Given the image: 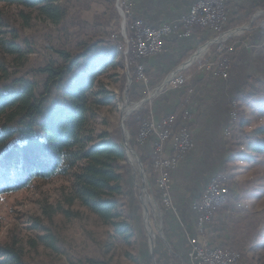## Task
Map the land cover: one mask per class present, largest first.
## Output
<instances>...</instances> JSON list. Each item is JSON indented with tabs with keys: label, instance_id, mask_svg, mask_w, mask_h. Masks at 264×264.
Here are the masks:
<instances>
[{
	"label": "trees",
	"instance_id": "16d2710c",
	"mask_svg": "<svg viewBox=\"0 0 264 264\" xmlns=\"http://www.w3.org/2000/svg\"><path fill=\"white\" fill-rule=\"evenodd\" d=\"M0 3L3 4L0 8V197L37 185V182L44 184L55 178L69 180L68 203L77 202L104 225L111 226L123 244L130 245L137 236V229L119 199L121 195H127L126 186L131 173V166L126 163L122 131L118 128L112 134L96 135L94 123L100 110L113 106L115 101V95L108 90L103 77L130 60L131 79L134 83L138 79L135 47L129 45L128 55L123 49L124 42L121 47L93 49L87 45L79 55L56 50L60 60H52L38 68L36 72L43 80L37 83L18 76L28 55L33 53L22 31L28 25L32 10L55 25L67 19V11L58 0H0ZM11 6L20 9L26 24L18 25L11 18L6 10ZM127 23V34L131 39L133 19H128ZM229 27L231 25L224 30ZM240 48L238 45L237 50ZM220 57L233 60L228 54ZM111 77L118 79L121 89H126V74L116 73ZM126 90L131 102L146 95L143 86H131ZM263 95L264 80L252 77L234 101L232 110L236 111L237 117L228 128L225 161L216 177L228 187L225 200L214 212L218 219L228 213V220H232L237 213L236 207L252 193V182L245 185L234 182L229 166L239 160H252L253 155L264 154V127L248 133L247 121L241 112L242 106L251 105ZM149 114V109L143 107L126 119L125 127L146 174L152 177L155 170L151 159L135 143ZM156 201L160 203V197ZM54 212L53 207L43 210L50 217ZM31 219L32 229L45 233L38 235L37 240H30L31 245L35 248L42 242L54 247L55 232L42 218ZM240 221L239 225L245 228L247 235L246 243L261 245L264 242V210ZM230 232L228 226L216 228L208 237L209 247L242 254L243 246L239 245L242 242L238 243L239 239L231 237ZM15 233L12 231L6 242H0V264H31L26 261L24 247ZM176 262L180 264L178 259ZM238 264L252 263L242 254Z\"/></svg>",
	"mask_w": 264,
	"mask_h": 264
},
{
	"label": "rangeland",
	"instance_id": "374dc122",
	"mask_svg": "<svg viewBox=\"0 0 264 264\" xmlns=\"http://www.w3.org/2000/svg\"><path fill=\"white\" fill-rule=\"evenodd\" d=\"M230 2L235 3L237 0ZM228 3L229 1L226 3L227 8ZM58 4L67 11V19L60 25H55L44 19L36 10L31 11V18L28 25L22 31V36L29 42V46L32 48L33 53L28 55L27 60L20 70L17 68L19 70L18 76H25L28 80L41 83L43 79L36 70L44 67L52 60L59 61L60 58L56 54V50L68 52L72 55H79L84 52V48H86L87 45L93 49L102 48L103 46L113 47L116 45L121 47L124 42L125 47H123V49L127 55V48L129 45L126 44L124 34H127L128 23L124 29L123 22L125 18L117 7V0H58ZM131 5V18L129 17L128 19H133L134 24L137 19L134 20L133 0H131ZM1 7H3L2 3H0V8ZM262 7L264 6L258 7V9L260 8L262 10L256 14L255 18L258 19L254 21L252 26H262V29L258 31L261 32V35L264 37V9ZM228 9L231 11L230 8ZM6 10L9 11L11 18L18 25H23L25 23L18 7L11 6L6 8ZM25 11L26 13L30 12L27 10ZM233 23L234 14L231 11L230 20L223 25L222 32L219 35L222 36L221 39L229 36V44H237L238 46V41L241 42V39H244L249 33L251 28L250 24L252 22H250V18H248L243 20L240 25L232 26ZM230 25L231 27L224 30ZM197 30L198 29L193 30L190 37H192ZM174 35H177V33ZM219 35L205 42V44L209 43L210 46L205 56L208 58L207 60H214L215 57L218 61L220 58V56L215 53L217 44L211 42L215 41ZM190 37H188V39ZM238 51L239 49L237 50L236 47L235 52L231 54L233 60L238 55L236 54ZM234 54L236 55L234 56ZM258 54H260V51H258ZM232 61H230V63ZM186 63L184 65H186ZM198 63L202 64L203 62L199 61ZM230 63L226 70L228 77L230 74ZM204 64L207 63H203L201 69L207 73L206 69L203 68ZM129 65L130 60H128L126 64L109 71V73L103 77L108 90L115 95V101L113 106L108 108L104 107L100 110L98 119L94 123V128L96 130V135L102 133L112 134V132L118 128L122 131L124 150L127 158L126 163L131 166V173L126 186L127 195H121L119 199L120 204L125 205L124 210L132 217L135 228L137 229V236L133 238L130 245H125L114 235L111 226L104 225L98 217L81 207L77 202L73 204L68 203L67 196L69 195L71 185L69 180L55 178L44 184L37 182V185L20 189L17 192L5 194L0 197V242H6L9 238V234L15 231V234H18L19 240L24 247V255L27 262L31 264H169L167 261L174 258L173 260L178 259L180 264H184L185 260L180 258V254H178L174 248V238H170L168 235L170 229L169 218L171 216L176 217L178 212L173 189V175L180 161L193 148L179 158L175 168L171 172V196L175 210L170 209L168 206L166 207V203L162 198V193L156 186L157 171L154 166L155 150L153 149V140H150L146 144L140 140V130L142 127L135 139V143H138V146L145 152V156L151 159L155 173L152 177H149L145 172L139 155L130 144L131 136L125 127V121L131 114L140 111L143 107H147L150 111L149 103H151V100L160 90L158 89V92H156L152 89V81L161 79L165 82L164 79L166 78H164L165 76L156 78L151 73L146 72L144 66L141 65L138 60L137 68L138 66L143 67L147 83L140 77L138 71V79H136L134 83L130 76ZM9 70L12 73L14 72L11 68ZM33 70L35 71L32 73ZM116 73H124L128 76L126 89H130L131 86H140L141 88L143 86L146 90L145 97L137 102H131L129 91L121 89L118 79L111 77ZM207 74L214 79L228 78L213 76L209 72ZM185 81V87H183V104L186 107H184V110H186L189 105L186 100L188 98L189 102L191 98L188 96L190 91L193 92V94L190 95L193 98V102L195 99V97H193L195 89L188 82L187 74ZM144 99H148V101L139 105ZM251 105L252 106H248H250L252 110L249 108L248 111L245 110V107L248 106L241 107V112L247 121V126L245 128L248 133H252L254 130L264 127V95L261 96V98L259 97L258 100L254 101ZM128 111H130V113L126 115ZM235 112L234 110L231 112V122L237 117ZM246 115H248V120ZM177 116L180 117L181 114ZM123 118H125L124 121ZM191 129H193L192 124ZM226 135L228 138V129ZM126 142L128 143L129 149L135 152L136 155L127 152L125 148ZM147 144H149L151 148H148L149 145ZM170 154V150L165 152V156H169ZM229 168L230 175L233 177L234 182L242 185L252 182V193L245 196L238 207H236L237 213L232 220H228L230 216L228 213L219 219L214 217V221L212 220V222L204 228L201 235L207 238L216 231V228L228 226L231 230L230 236L233 238L237 237V239H239L238 243L240 241L242 242V244H239L243 246L241 253L245 254L252 264H264V242L258 246L247 244L245 228L239 225V222L241 223L240 220L264 210V154L253 155L252 160L249 161L239 160L231 164ZM159 197L160 203L156 201ZM45 207H53L56 209L52 217L43 213ZM199 216L200 214L198 212L197 227ZM31 218H42L44 223L55 232L56 239L54 241V247L46 246L42 242H39L35 248L31 245L30 240H37L38 235L45 234L41 231L32 229ZM141 226H144V228L142 229ZM197 229L200 237L201 230H199V228ZM189 246V251H191V244ZM234 253L240 256L239 262L242 254L237 251H234ZM175 254L179 255V257H174ZM188 261L191 263L189 258Z\"/></svg>",
	"mask_w": 264,
	"mask_h": 264
},
{
	"label": "crops",
	"instance_id": "0c3cea01",
	"mask_svg": "<svg viewBox=\"0 0 264 264\" xmlns=\"http://www.w3.org/2000/svg\"><path fill=\"white\" fill-rule=\"evenodd\" d=\"M196 1L133 0L134 20L140 19L153 27H159L164 23L177 20ZM227 6L234 14L235 26L242 24L243 20L248 18L252 22L247 36L242 38L241 42L238 41L241 48L236 58L230 63L229 77L227 79L212 78L201 69L203 63H196L183 73L185 77L187 74L188 82L195 89L191 111L194 145L193 149L180 161L173 175V189L178 212L176 217L169 218L168 235L174 238V248L180 254V258L185 260L184 264H191L187 258L190 239L197 238L198 242L208 241V237L204 238L202 233L200 237L198 235L195 205L202 198L208 184L222 170L227 143L226 132L231 124L232 105L249 78L264 80V37L258 31L262 29V26H252L258 19L255 16L262 10L258 7L264 6V0H237L235 3L229 2ZM215 36L213 32L201 29L186 40L172 35L165 40L163 54L141 59L139 63L144 66L146 72L156 78L165 76L164 78L167 79L205 42ZM163 82L161 79L152 81V89L156 92L160 89L149 103L150 114L157 123L169 115H179L185 111H183L184 89L162 88ZM250 106L245 107V110L248 111ZM246 118L248 120V115ZM148 148L151 146L149 145ZM174 257L179 255L175 254ZM173 259L171 258L167 263L178 264Z\"/></svg>",
	"mask_w": 264,
	"mask_h": 264
},
{
	"label": "built area",
	"instance_id": "2783aa9c",
	"mask_svg": "<svg viewBox=\"0 0 264 264\" xmlns=\"http://www.w3.org/2000/svg\"><path fill=\"white\" fill-rule=\"evenodd\" d=\"M233 0H198L191 8L174 22L162 24L159 27H153L146 24L143 20H135L131 26L132 37L129 39L126 34V44H132L136 49L137 60L151 58L161 55L165 51V40L177 33L180 39H188L195 29L211 31L219 35L222 27L230 20V10L226 3ZM131 0H117V7L125 18L123 28H126L127 20L131 18ZM221 35L215 39L217 50L215 53L219 56L225 54L231 55L235 52L237 44H229V36L221 39ZM228 40V41H227ZM209 43L200 47L197 52L187 61L186 65L181 66L175 72L168 76L162 88H183L185 87L184 71L192 65L202 61L207 63L203 65L207 73L213 76L227 78V67L230 59L220 57L217 61L207 60L206 54L209 50ZM128 55V51H127ZM220 64V65H219ZM137 71L144 82L145 74L142 66H138ZM161 88V89H162ZM193 92H189L192 97ZM188 109L180 117L169 115L161 122L157 123L153 116L149 114L148 118L140 130V140L148 143L153 140V149L155 150V169L157 171V188L162 193L163 201L170 209L175 210L172 201L171 172L175 168L180 157L185 155L194 145V138L191 131V111L193 99L186 100ZM170 150L171 154L165 156V152ZM228 194V187L225 182H219L214 178L205 189L202 198L195 205V211L198 217V228H204L210 224L214 218V212ZM191 251L188 258L192 264H205L207 252H214V264H237L240 256L237 253L223 250V255H216L215 248H211L207 242H198L197 239H191Z\"/></svg>",
	"mask_w": 264,
	"mask_h": 264
},
{
	"label": "bare ground",
	"instance_id": "6f19581e",
	"mask_svg": "<svg viewBox=\"0 0 264 264\" xmlns=\"http://www.w3.org/2000/svg\"><path fill=\"white\" fill-rule=\"evenodd\" d=\"M219 205L220 204H218V206ZM202 232H203V230L200 231V233H202ZM215 251H216V255H223V250L215 248ZM205 264H214V252H207L206 253Z\"/></svg>",
	"mask_w": 264,
	"mask_h": 264
},
{
	"label": "water",
	"instance_id": "95a60500",
	"mask_svg": "<svg viewBox=\"0 0 264 264\" xmlns=\"http://www.w3.org/2000/svg\"><path fill=\"white\" fill-rule=\"evenodd\" d=\"M126 37V35L124 34V38ZM127 38V37H126ZM128 50V49H127ZM148 101V99H144V100H142L141 102H140V104L139 105H141V104H144L145 102H147ZM138 106V105H137ZM136 106V107H137ZM130 113V111H128V113L126 114V115H128ZM126 117V116H125ZM124 119L125 118H123V121H124ZM122 128H123V123H122ZM125 148H126V150H127V152H129V153H132L133 155H136L135 154V152H133L132 150H130L129 149V147H128V143L126 142L125 143ZM140 165H141V163H140ZM142 166V165H141Z\"/></svg>",
	"mask_w": 264,
	"mask_h": 264
}]
</instances>
